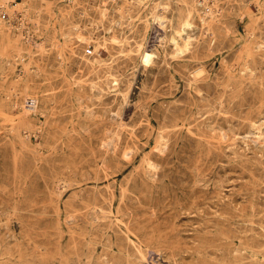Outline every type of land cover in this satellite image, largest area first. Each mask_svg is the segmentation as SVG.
I'll return each instance as SVG.
<instances>
[{
    "label": "rangeland",
    "instance_id": "1",
    "mask_svg": "<svg viewBox=\"0 0 264 264\" xmlns=\"http://www.w3.org/2000/svg\"><path fill=\"white\" fill-rule=\"evenodd\" d=\"M15 1L33 38L0 19V264H264V0H204L187 48L193 0Z\"/></svg>",
    "mask_w": 264,
    "mask_h": 264
},
{
    "label": "bare ground",
    "instance_id": "2",
    "mask_svg": "<svg viewBox=\"0 0 264 264\" xmlns=\"http://www.w3.org/2000/svg\"><path fill=\"white\" fill-rule=\"evenodd\" d=\"M10 0H0V6H2L3 4H5V3H8ZM34 1V0H33ZM103 1V0H102ZM132 2H133V0H131ZM155 1V0H154ZM153 1V2H154ZM109 2V1H108ZM113 2V1H112ZM131 2V3H132ZM156 2V1H155ZM103 3V2H102ZM44 4V3H43ZM133 4V3H132ZM132 4H130V5H132ZM137 4V3H136ZM166 4V3H165ZM169 4V3H168ZM103 5V4H102ZM129 5V6H130ZM162 5H164V0H160L159 2H158V4H157V6H161L162 7ZM105 6V5H104ZM167 4L166 5H164V9L165 8H167ZM170 6V5H169ZM200 6H204V10H203V12L202 13H204V21L205 22H207L210 26H212L213 24H215L216 23V21H217V19H216V11L214 12L213 11V7L211 6V5H207L206 3H204V0H193V2L192 3H188V2H186V3H184V4H182V6L180 7V10H182V12H183V15L181 16V18H180V20H179V25H178V27L175 29V32H174V38L175 39H173V41L175 42V45H177L178 47H179V43L176 41V39H182V40H184V47L185 48H187L189 45H190V40H191V38H190V34L192 33V31L196 28L195 27V24H194V18H195V16H196V13H198V11H200ZM102 7V6H101ZM113 7V6H112ZM179 7V6H178ZM98 8V7H97ZM121 8H123V7H121ZM135 8V7H134ZM175 8V7H174ZM125 9V8H124ZM136 9V8H135ZM216 9V8H215ZM28 10V9H27ZM137 10V9H136ZM225 10V9H224ZM103 11H105V10H103ZM107 11H108V9H107ZM219 11V10H218ZM236 11V10H235ZM86 12V11H85ZM112 12H114V11H112ZM154 12V11H153ZM37 13V12H36ZM109 13V12H108ZM117 13V12H116ZM115 13V14H116ZM167 13V12H166ZM172 13V12H171ZM219 13V12H218ZM173 14V13H172ZM240 14V13H239ZM50 15V14H49ZM105 15V14H104ZM200 15V14H199ZM100 16H102V15H100ZM168 16V15H167ZM221 17H222V15H220ZM163 17L164 16H162L161 15V13L160 12H155L154 13V19L155 20H163ZM104 18V17H103ZM106 18V17H105ZM104 18V19H105ZM112 18V17H111ZM122 18V17H121ZM128 18H129V16H128ZM172 18V17H171ZM200 18V17H199ZM201 19V18H200ZM172 20V19H171ZM220 20V19H219ZM222 20V19H221ZM252 19H250V21H251ZM263 20V19H262ZM45 21V20H44ZM97 21V20H96ZM99 21V20H98ZM105 21V20H104ZM123 21V20H122ZM157 21V22H158ZM259 21V20H258ZM4 22V21H3ZM113 22V21H112ZM124 22V21H123ZM203 22V21H202ZM1 23V22H0ZM100 23V22H99ZM116 23V22H115ZM2 24V23H1ZM101 24V23H100ZM120 24V23H119ZM122 24V23H121ZM160 24L162 25L163 23L162 22H160ZM170 24V23H169ZM196 24H198V23H196ZM225 24V23H224ZM223 24V25H224ZM43 25V24H42ZM72 25V24H71ZM96 25V24H95ZM94 25V26H95ZM111 25V24H110ZM261 25H262V23H261ZM260 25V26H261ZM37 26V25H36ZM98 26V25H97ZM101 26V25H100ZM197 26V25H196ZM259 26V25H258ZM4 27V26H3ZM108 27V26H107ZM228 27V26H227ZM78 28V27H77ZM173 28V27H172ZM218 28V27H217ZM72 29V28H71ZM81 29V28H80ZM122 29V28H121ZM215 29V28H214ZM70 30V29H69ZM101 30V29H100ZM123 30V29H122ZM227 30V29H226ZM78 31V30H77ZM196 31V30H195ZM203 31V30H202ZM215 31V30H214ZM213 31V32H214ZM258 31H259V29H258ZM88 32V31H87ZM115 32V31H114ZM159 32V31H158ZM171 32V31H170ZM198 32V31H197ZM218 32V31H217ZM216 32V33H217ZM72 33V32H71ZM113 33V32H112ZM157 33V32H156ZM194 33V32H193ZM211 33V32H210ZM252 33V32H251ZM258 33V32H257ZM4 34V33H3ZM102 34V33H101ZM120 34V33H119ZM118 34V35H119ZM199 34V33H198ZM204 34V33H203ZM1 35V34H0ZM79 35H80V33L78 34V37H79ZM87 35V34H86ZM99 35V34H98ZM212 35V34H211ZM250 35V34H249ZM100 36V35H99ZM104 36H105V34H104ZM103 36V37H104ZM206 36V35H205ZM223 36V35H222ZM257 36V35H256ZM48 37H49V35H48ZM65 37V36H64ZM102 37V38H103ZM113 37V36H112ZM212 37V36H211ZM2 38H4V40L8 43V44H10L12 41H11V37L8 35V34H5ZM15 38V37H14ZM56 38V37H55ZM105 38V37H104ZM128 38V37H127ZM213 38H214V36H213ZM218 38V37H217ZM220 38V37H219ZM48 39V38H47ZM78 39V38H77ZM115 39V38H114ZM165 39V38H164ZM46 40V39H45ZM50 41H51V39H50ZM69 41V40H68ZM80 41H81V39H80ZM83 41V40H82ZM5 42V43H6ZM86 42V41H85ZM91 42V41H90ZM99 42V41H98ZM109 42V41H108ZM115 42V41H114ZM57 43H59V42H57ZM89 43V42H88ZM171 43V42H170ZM44 44V43H43ZM54 44V43H53ZM60 44V43H59ZM105 44V43H104ZM174 44V43H173ZM49 45V44H48ZM84 45V44H83ZM106 45V44H105ZM120 45V44H119ZM122 45V44H121ZM39 46V45H38ZM60 46V45H59ZM180 48V47H179ZM96 49V48H95ZM98 49V48H97ZM117 49V48H116ZM189 49V48H188ZM246 50H247V53L248 54H250L251 56L252 55H254L255 53H256V51H262V52H264V43L263 42H256V41H253V42H251V44H247L246 45ZM14 51V50H13ZM20 52V51H19ZM73 53H74V51H73ZM79 53V52H78ZM124 53V52H123ZM149 53V52H148ZM128 54V53H127ZM261 53H259V55H260ZM129 55H130V53H129ZM87 56V55H86ZM85 56V57H86ZM119 56V55H118ZM117 57V56H116ZM91 58V57H90ZM142 58H143V61L144 62H149L150 61V55H148L146 52H143V54H142ZM83 59H85V58H83ZM81 60V59H80ZM110 60V59H109ZM108 60V61H109ZM11 61V60H10ZM142 61V62H143ZM8 62V61H7ZM89 63V62H88ZM1 64V63H0ZM91 64H93V63H91ZM88 65V64H87ZM104 65V64H103ZM2 66H4V64L2 65ZM92 67V66H91ZM1 68V67H0ZM116 68V67H115ZM118 69V68H117ZM100 70V69H99ZM109 70V69H108ZM101 72V71H100ZM106 72V71H105ZM108 72V71H107ZM102 73H103V71H102ZM104 74V73H103ZM114 74V73H113ZM95 77H97L96 75H95ZM105 77H106V75H105ZM79 78V77H78ZM108 78V77H107ZM251 78V77H250ZM132 79V78H131ZM201 79V78H200ZM120 80V79H119ZM79 81V80H78ZM81 81V80H80ZM111 82V81H110ZM109 82V83H110ZM82 83V82H81ZM119 83V82H118ZM124 83H125V80H124ZM132 83V82H131ZM144 83V82H143ZM79 85V84H78ZM108 85H110V84H108ZM145 85V84H144ZM111 86V85H110ZM118 88V87H117ZM127 91V90H126ZM117 93H119V92H117ZM129 93V92H128ZM128 95V94H127ZM123 98H124V96H123ZM124 100H126L125 98H124ZM124 103V102H123ZM129 103V102H128ZM146 112V111H145ZM206 120V119H205ZM204 120V121H205ZM207 123V122H206ZM208 123H210V122H208ZM201 124V123H200ZM202 127V126H201ZM15 130V129H14ZM202 130V129H201ZM198 132V131H197ZM19 135V134H18ZM222 135V134H221ZM120 136H121V134H120ZM15 137V136H14ZM163 137V136H162ZM20 139V138H19ZM202 139V138H201ZM201 139H200V141H201ZM223 139V138H222ZM120 141V140H119ZM162 141V140H161ZM166 142V141H165ZM198 142V141H197ZM161 143V142H160ZM164 143V142H163ZM134 145V144H133ZM106 146V145H105ZM245 146H247V145H245ZM138 150V149H137ZM133 151H135V150H133ZM130 153H132V152H130ZM127 154V153H126ZM193 156V155H192ZM206 157H207V155H206ZM149 159V158H148ZM146 160V159H145ZM150 161V160H149ZM149 161L147 162V163H149ZM197 166V165H196ZM149 168H151V166L149 167ZM196 168V167H195ZM152 169V168H151ZM149 170V169H148ZM150 173V172H149ZM145 176V175H144ZM203 177V176H202ZM138 178V177H137ZM136 178V179H137ZM180 179V178H179ZM66 181V180H65ZM148 182V181H147ZM176 182V181H175ZM199 184V183H198ZM70 185V184H69ZM148 185V184H147ZM61 189V188H60ZM194 189V188H193ZM65 190V189H64ZM82 190V189H81ZM55 193V192H54ZM182 193V192H181ZM75 194V193H74ZM78 195V194H77ZM81 195V194H80ZM175 199V198H174ZM73 200V199H72ZM75 200V199H74ZM195 200V199H194ZM67 202H69L68 200H67ZM70 203V202H69ZM72 203V202H71ZM63 204V203H62ZM110 204V203H109ZM172 204V203H171ZM174 204V203H173ZM68 205H70V204H68ZM67 205V206H68ZM72 205V204H71ZM193 206V205H192ZM196 206V205H195ZM71 207V206H70ZM200 207V206H199ZM72 208V207H71ZM122 209V208H121ZM133 209V208H132ZM176 209V208H175ZM174 209V210H175ZM76 210V209H75ZM109 210V209H108ZM120 210V209H119ZM130 210H131V208H130ZM107 211V210H106ZM121 211V210H120ZM119 211V212H120ZM106 213V212H105ZM81 216V215H80ZM137 223V222H136ZM84 224V223H83ZM204 224V223H203ZM103 225V224H102ZM101 225V226H102ZM214 226V225H213ZM104 227V226H103ZM58 228V227H57ZM202 228V227H201ZM205 228H206V226H205ZM219 229V228H218ZM201 230V229H200ZM206 230V229H205ZM204 232V231H203ZM179 233V232H178ZM117 234V233H116ZM123 234V233H122ZM194 234H195V232H194ZM127 235V234H126ZM124 236V235H123ZM177 236V235H176ZM180 236V235H179ZM90 237V236H89ZM98 237H99V235H98ZM122 238V237H121ZM127 238V237H126ZM214 238H215V236H214ZM124 239V238H123ZM184 239H186V238H184ZM193 239V238H192ZM218 240V239H217ZM95 241V240H94ZM215 241V240H214ZM192 242V241H191ZM170 243V242H169ZM123 244V243H122ZM186 244H188L187 242H186ZM118 245V244H117ZM120 245V244H119ZM133 245V244H132ZM136 245V244H135ZM134 245V246H135ZM123 246V245H122ZM128 246V245H127ZM127 248V247H126ZM126 248H125V251H126ZM157 248V247H156ZM124 249V248H123ZM137 249V248H136ZM185 249V248H184ZM128 250V249H127ZM130 250V249H129ZM138 251H139V248L137 249ZM197 250V249H196ZM216 250V249H215ZM137 251V252H138ZM164 251V250H163ZM181 251V250H180ZM198 251V250H197ZM206 251V250H205ZM214 251V250H213ZM133 252V251H132ZM132 252H131V254H132ZM137 252H135V253H137ZM170 252V251H169ZM207 252V251H206ZM230 252V251H229ZM112 253V252H111ZM121 253V252H120ZM160 253V252H159ZM210 253H211V251H210ZM106 254V253H105ZM134 254V253H133ZM139 254V253H138ZM201 254V253H200ZM226 254V253H225ZM125 255V254H124ZM143 255H144V253H143ZM183 255V254H182ZM224 255V254H223ZM234 255V254H233ZM121 256V255H120ZM217 256V255H216ZM101 257V256H100ZM114 257V256H113ZM116 257V256H115ZM154 257V256H153ZM155 257H156V255H155ZM234 257V256H233ZM124 258V257H123ZM123 258L121 257V259L123 260ZM136 258V257H135ZM138 258V257H137ZM160 258V257H159ZM192 258V257H191ZM127 259V258H126ZM130 259H131V257H130ZM141 259V258H140ZM142 259H144L145 260V258L144 257H142ZM169 259V258H168ZM222 259V258H221ZM119 260H120V258H119ZM121 260V261H122ZM125 260V259H124ZM135 260V259H134ZM133 260V261H134ZM208 260H210V259H208ZM224 260H226V259H224ZM29 261V260H28ZM33 261V260H32ZM31 261V262H32ZM116 261H117V259H116ZM137 261V260H136ZM230 261V260H229ZM228 261V262H229ZM109 262V261H108ZM150 262V261H149ZM152 262V261H151ZM175 262V261H174ZM197 262V261H196ZM225 262V261H224ZM114 263V262H113ZM155 263V262H154ZM221 263V262H220ZM31 264V263H30ZM34 264V263H33ZM40 264V263H39ZM126 264V263H125ZM131 264V263H130ZM156 264V263H155ZM160 264V263H159ZM203 264V263H202Z\"/></svg>",
    "mask_w": 264,
    "mask_h": 264
},
{
    "label": "built area",
    "instance_id": "3",
    "mask_svg": "<svg viewBox=\"0 0 264 264\" xmlns=\"http://www.w3.org/2000/svg\"><path fill=\"white\" fill-rule=\"evenodd\" d=\"M15 3H16L15 0H11L10 3H5L2 6H0V19L2 21L8 20V21H5L8 23L12 19L13 21H15L17 23L18 28H20L22 30V32L24 33V35L27 38H29V37L33 38V36H30L28 29L25 27V20L23 18V11H21L19 9H17V10L15 9L13 11L11 10V7L17 5V3H16V5H14ZM86 52H87V55H89V56L94 54V50L91 47H89ZM28 105H31V102H29Z\"/></svg>",
    "mask_w": 264,
    "mask_h": 264
}]
</instances>
